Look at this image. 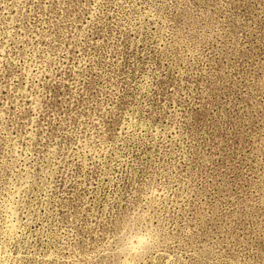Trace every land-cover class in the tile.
<instances>
[{
	"label": "rangeland",
	"instance_id": "1",
	"mask_svg": "<svg viewBox=\"0 0 264 264\" xmlns=\"http://www.w3.org/2000/svg\"><path fill=\"white\" fill-rule=\"evenodd\" d=\"M0 264H264V0H0Z\"/></svg>",
	"mask_w": 264,
	"mask_h": 264
},
{
	"label": "clouds",
	"instance_id": "2",
	"mask_svg": "<svg viewBox=\"0 0 264 264\" xmlns=\"http://www.w3.org/2000/svg\"><path fill=\"white\" fill-rule=\"evenodd\" d=\"M133 251H135V249H133Z\"/></svg>",
	"mask_w": 264,
	"mask_h": 264
}]
</instances>
